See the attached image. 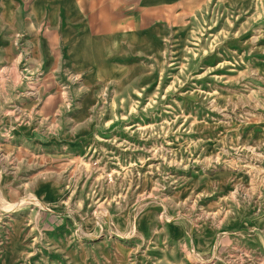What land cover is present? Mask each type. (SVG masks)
Masks as SVG:
<instances>
[{
  "label": "rangeland",
  "instance_id": "374dc122",
  "mask_svg": "<svg viewBox=\"0 0 264 264\" xmlns=\"http://www.w3.org/2000/svg\"><path fill=\"white\" fill-rule=\"evenodd\" d=\"M196 7L83 52L51 2L0 0L15 264H264V0Z\"/></svg>",
  "mask_w": 264,
  "mask_h": 264
},
{
  "label": "crops",
  "instance_id": "0c3cea01",
  "mask_svg": "<svg viewBox=\"0 0 264 264\" xmlns=\"http://www.w3.org/2000/svg\"><path fill=\"white\" fill-rule=\"evenodd\" d=\"M212 1L225 0H36V12L42 14L44 4L51 2L52 26L60 34L74 36L77 46L83 45L86 52L93 43L119 44L129 37L154 33L159 27L171 25V18H181L192 5L198 7ZM79 58L84 60L83 65H93L92 58L84 55ZM17 237L9 236L5 242L0 234V264H15L22 256L23 248L18 252L11 243L16 244L20 240Z\"/></svg>",
  "mask_w": 264,
  "mask_h": 264
},
{
  "label": "bare ground",
  "instance_id": "6f19581e",
  "mask_svg": "<svg viewBox=\"0 0 264 264\" xmlns=\"http://www.w3.org/2000/svg\"><path fill=\"white\" fill-rule=\"evenodd\" d=\"M171 2H172V1H171ZM13 3H14V2H13ZM70 5H71V4H70ZM5 7H7V6L5 5ZM45 8H46V7H45ZM48 8H50V7H48ZM6 10L8 11V7H7ZM62 11H63V10H61V13H62ZM70 12H71V11H70ZM63 13H64V11H63ZM85 14H86V13H85ZM16 15H17V14H16ZM60 15H61V14H60ZM60 17H61V16H60ZM84 18H85V17H84ZM63 19H64V18H63ZM15 20H16V19H15ZM65 20H66V19H65ZM83 20H84V19H83ZM83 20H82V21H83ZM87 20H88V19H87ZM63 22H64V21H63ZM157 22H158V21H157ZM28 23H29V22H28ZM61 23H62V22H61ZM61 23H60V24H61ZM27 25H28V24H27ZM73 25H74V24H73ZM42 26H43V25H42ZM63 26H65V24H64ZM44 27H45V26H44ZM153 27H154V26H153ZM30 28H31V27H30ZM41 28H42V27H41ZM44 29H45V28H44ZM63 29H64V28H63ZM42 30H43V29H42ZM88 30H89V29H88ZM148 30H149V29H148ZM59 32H60V31H58V33H59ZM33 33H34V32H33ZM38 33H39V31H38ZM59 34H60V33H59ZM41 35H42V34H41ZM116 35H117V34H116ZM182 35H183V34H182ZM182 35H180V36H182ZM30 36H31V35H30ZM50 36H51V35H50ZM53 36H54V35H53ZM116 38H117V37H116ZM157 38H158V37H157ZM30 39H31V37H30ZM47 40H48V39H47ZM41 41H42V40H41ZM146 41H147V40H146ZM146 41L144 40V42H146ZM52 42H53V41H52ZM47 43H48V42H47ZM151 43H152V42H151ZM143 44H144V43H143ZM47 46H48V45H47ZM138 46H139V45H138ZM151 46H153V45H151ZM153 47H154V46H153ZM50 48H51V47H50ZM32 50H33V49H32ZM146 51H147V50H146ZM150 51H151V50H150ZM54 57H55V56H54ZM110 61H111V60H110ZM114 61H115V60H114ZM115 62H116V61H115ZM115 62H114V63H115ZM116 63H117V62H116ZM111 66H112V65H111ZM80 68H81V67H80ZM86 68H87V67H86ZM92 70H93V69H92ZM83 73H84V72H83ZM116 77H117V76H116ZM50 78H51V77H50ZM42 81H43V80H42ZM50 100H51V99H50ZM46 106H48V105H46ZM49 106H50V105H49ZM17 133H18V132H17ZM14 134H15V133H14ZM42 185H43V184H42ZM45 188H46V186H45ZM47 188H48V187H47ZM47 188H46V190H48ZM9 190H10V189H9ZM43 190H44V189H42L41 191L43 192ZM58 190H59V189H58ZM41 191H40V192H41ZM44 192H45V191H44ZM47 192H48V191H47ZM47 192H46V193H47ZM38 194H39V192H38ZM53 194H54V193H53ZM53 194H52V195H53ZM41 195H42V194H41ZM49 195H50V194H49ZM47 196H48V195H47ZM38 197H40V196H38ZM48 199H49V196H48ZM48 199H46V200H48ZM57 200H58V198H57ZM51 201H53V200L51 199ZM42 202H43V201H42ZM8 203H9V202H8ZM45 204H46V203H45ZM48 205H49V204H48ZM40 206H42V205H40ZM53 207H54V206H53ZM42 208H44V207L42 206ZM50 211H51V210H50ZM145 213H146V212H145ZM141 215H142V214H141ZM43 216H44V215H43ZM48 217H49V216H48ZM42 218H43V217H42ZM47 219H48V218H47ZM47 219H46V220H47ZM147 219H148V218H147ZM44 222H45V221H44ZM54 226H55V225H54ZM143 229H144V232H146V231H145L146 229H145V228H143ZM139 232H141V231H139ZM206 232H207V231H206ZM206 234H207V233H206ZM208 239H209V238H208ZM201 241H202V240H201ZM209 243H210V242H209ZM174 245H175V244H174ZM12 247H13V246H12ZM197 248H198V247H197ZM219 248H220V247H219Z\"/></svg>",
  "mask_w": 264,
  "mask_h": 264
}]
</instances>
